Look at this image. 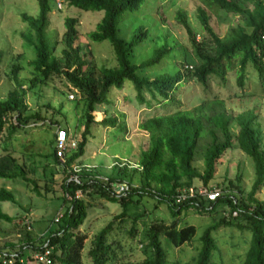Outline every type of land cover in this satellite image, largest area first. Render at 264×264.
<instances>
[{
  "label": "trees",
  "instance_id": "trees-1",
  "mask_svg": "<svg viewBox=\"0 0 264 264\" xmlns=\"http://www.w3.org/2000/svg\"><path fill=\"white\" fill-rule=\"evenodd\" d=\"M65 1L69 6L81 10L103 11V16L94 30L88 33V38L92 41L108 40L117 65L98 67V69L91 65L86 59L82 45L77 43L78 24L74 17L64 19V47L61 49V55H56L58 41L47 35L50 25L49 13L55 0H37L39 11L36 16L21 13L22 21L30 30L29 33H21V37L33 47L35 53L34 58L28 62L32 68V76L27 82L26 89L39 87L53 75L60 74L81 93L84 110L80 139L74 150L67 148L65 161L63 162L57 155L54 141L52 153L41 155L49 160L42 167V174L46 180L44 191L56 192L53 186L56 181L55 175L61 172L63 176L58 184L60 196L64 203L69 201L61 218L56 222L57 228L48 231L47 236L37 238H33L29 231L24 230L22 238L18 239L19 243L23 241L30 244V249L37 251L42 248L45 240H49V244L54 247L53 264H83L81 252L88 236L80 231V226L87 217L89 204L80 196H76L75 192L80 190L82 194L89 196L98 194V197L107 201L117 202L122 208L121 212L102 227L91 240L88 255L93 264H168V252L162 245L161 238L163 237L174 247H180L189 242L196 232L193 225L185 224L178 227V216L182 211L192 207L196 213L204 214L214 212L220 204L229 208L228 216H222L203 232L202 245L195 258V264H224L212 260L213 252L218 249L213 232L222 226H231L250 233L249 245L241 264H264V203L256 197L258 190L264 186V144L261 125L252 110H244L233 117L227 113L224 104L218 102V107L205 120L176 112L151 116L141 121L139 128L148 134V145L140 152L136 162L138 168H128L129 165L125 163L121 167L116 164L112 166L113 169L115 168V174L108 176L109 181L127 180L130 183V190L125 196L111 195L102 181H91L90 175L77 176V182L70 174L73 172L72 165L78 163L85 152L94 124L126 131L125 121L117 116L106 115L100 121H95L93 115L98 105L111 104L108 98L110 89L112 87L121 89L125 80L132 83L141 104L146 102L145 93H149L154 99L158 94L166 100V104L176 105L178 100L175 91L181 82L194 79L206 89L211 76H217L224 81L227 72L234 68V61L237 60L239 87L244 84L246 67L251 65L258 74L264 94V0H199L202 6L197 7V18L204 31L201 41L195 39L196 35L185 12L179 9L175 17L184 27L191 41L196 58L195 66L192 70L178 69L174 74L163 73L153 78L139 76V71L159 64L172 48L162 45L156 48L149 58L140 64H134L131 61L134 43L118 35L123 15L138 9L144 0ZM206 7L211 11L231 13L238 17L239 22L230 26L223 36H219L210 24ZM137 31L139 35H135L137 38L135 43L141 42L148 36V31L143 27H139ZM10 66L9 77L14 88L7 93L5 99L0 100V137L2 130L6 129L7 139L13 138L19 131H25L31 124L46 122V118L40 112L29 111L26 90L23 89L18 77L22 66L18 62ZM202 107L203 103L196 108L199 110ZM232 121L238 126L236 134H233L230 128ZM48 123L53 124V120L50 119ZM205 125H207L208 139L202 155L203 169L199 170L194 162L199 154L201 133ZM235 145L254 163L255 179L245 195L238 186L240 177L236 176L235 181L228 180L226 186H220L221 195L213 201L205 196L196 195L181 203H175V196L181 189L194 187L192 186L194 179H199L206 186L214 177L217 161L226 150ZM52 166L59 171L54 170ZM128 169H131L132 176L137 174V186L134 185ZM35 173L34 167H27L24 163L18 162L12 152L4 150L0 154V177L20 178L30 186L31 191L41 195L39 179L30 176ZM132 196H136L137 199L132 200ZM144 197L165 202L173 220L170 223L161 220L150 223L147 226L146 236L140 239V246L143 247L145 256L134 257L132 252L125 251L121 239L116 238L113 232L114 223L115 221L120 223L126 216L131 218L128 213L129 205L138 203V200ZM4 201L18 203L13 193L2 187L0 188V222H13L14 217L1 208V203ZM236 209L240 214L239 218L231 215ZM131 221L132 225L127 234L134 240L139 232L138 215H134ZM15 244V242H6L0 249L13 248Z\"/></svg>",
  "mask_w": 264,
  "mask_h": 264
},
{
  "label": "rangeland",
  "instance_id": "rangeland-1",
  "mask_svg": "<svg viewBox=\"0 0 264 264\" xmlns=\"http://www.w3.org/2000/svg\"><path fill=\"white\" fill-rule=\"evenodd\" d=\"M198 6H202L199 0H144L138 9L123 15L118 35L134 43L131 55V61L134 64H140L149 58L154 50L162 45L172 48L159 64L141 69L139 76L153 78L163 73L174 74L178 69L183 71L190 65L195 66L196 58L193 54L191 41L175 16L176 12L182 9L196 35L195 39L201 41L204 31L197 18ZM38 11L37 0H0V100L5 99L7 93L14 88L9 77V70L12 63L18 62L22 66L18 77L23 84V89L26 90V103L29 111H38L46 118L45 123L31 124L25 131H19L11 139L6 138V129L2 130L0 154L4 150H8L12 152L18 162L24 163L27 167H34L36 173L30 176L39 179L41 195L31 191L30 186L20 178L0 177V188L4 187L10 190L18 201L17 204L9 201L1 203L2 210L13 216L14 221L0 222V247L6 242L19 243L18 239L22 238L24 234L22 222L26 218L31 221L32 230L30 233L33 238L45 237L48 231L57 228L58 224L54 222V218L58 212L63 213L69 201L64 203L60 196L58 184L63 176L61 172L57 174L58 176L55 175L56 181L53 186L56 192L44 191L46 180L42 174V167L49 160L44 159L41 155L52 153L53 141L57 144L59 130L65 129L66 139H76L77 142L82 130L84 110L82 95L71 86L65 77L60 74L53 75L45 84L31 90L26 89L27 82L32 76V68L28 62L34 58L35 53L33 47L21 37V33L30 31L27 24L22 21L21 13L36 16ZM206 11L210 17L211 26L219 36H223L230 26L239 22L238 17L231 13L211 11L207 7ZM102 16L103 11L81 10L69 6L65 0H55L49 13L50 25L47 35L58 41L56 55L60 56L61 49L64 47V19L74 17L78 24L76 26L79 33L77 43L82 45L86 59L90 61L91 65L95 69L103 66H116L117 61L109 41H92L88 38V33L94 30ZM139 27L147 30L148 36L141 42L135 43L134 41L137 40L135 35H139V31H137ZM180 62L183 63L180 64ZM237 65L236 60L234 68L229 69L224 81H221L217 76H211L206 89L194 79L181 82L175 91L178 100L176 105L166 104V100L158 94L154 99L149 93H145L146 102L139 103L136 90L129 80L124 81L121 89L112 87L108 93L111 104L98 105L93 112L94 120L100 121L106 115L117 116L120 120L125 121L126 131L94 124L92 136L88 138L84 154L79 158L78 163L72 165L71 177L74 178L82 174L88 176L99 174L108 177L115 174V168H112L113 164L116 165L115 162L125 163L129 166L136 164L140 152L148 145V134L139 128V123L144 119L179 112L205 120L218 107V102H222L227 113L233 117L244 110L254 111L261 125L264 144V94L260 87L258 74L251 65H248L244 84L239 87ZM201 103H203V107L198 110L196 107ZM50 119L53 120L51 125L48 123ZM54 120L59 122L56 123ZM230 128L233 134L237 133L238 126L235 121H232ZM207 139L208 132L207 125H205L201 133L199 154L197 153L194 162L199 170L203 169L202 155ZM52 167L59 171L55 166ZM130 170L128 169V172L131 175ZM236 176L240 177L238 186L242 194L245 195L255 179L254 163L235 145L226 150L217 161L214 177L206 186L199 179H194L192 186L222 191L221 187L226 186L228 180L235 181ZM132 177L134 185L137 186V174ZM78 196L89 204L87 217L80 226V231L88 236L81 252L82 263L93 264L88 255L91 240L102 227L121 212L122 208L119 203L107 201L98 197V194L89 196L79 192ZM256 197L264 203V186L258 190ZM136 199V196H132V200ZM228 209L224 204L218 205L214 212L204 214L196 213L192 207L184 209L178 216V227L185 224L193 225L196 232L189 242L180 247H174L163 237L161 238L162 245L168 252V264H195V258L202 245L203 232L222 216H228ZM128 213L131 218L126 216L120 223L115 221L113 232L116 238L121 239L126 252H132L134 257H144L145 251L140 246V239L146 236L147 226L154 220L170 223L173 218L165 202H157L151 197H144L139 199L138 203H131ZM134 215H138L139 232L133 240L127 231L132 225L131 220ZM235 217H240L239 212ZM213 237L216 239L218 247L213 252V261L224 264L242 263L250 241L248 231L222 226L213 232Z\"/></svg>",
  "mask_w": 264,
  "mask_h": 264
},
{
  "label": "built area",
  "instance_id": "built-area-1",
  "mask_svg": "<svg viewBox=\"0 0 264 264\" xmlns=\"http://www.w3.org/2000/svg\"><path fill=\"white\" fill-rule=\"evenodd\" d=\"M60 6V3H58ZM187 67V66H186ZM188 68L192 69V65L188 66ZM72 97V95H70ZM67 137L66 130H59L58 136H57V144H56V150L57 155L61 158V160L65 161V150L68 148L75 149L77 146V141L75 140H69ZM117 165H122L124 163L115 162ZM115 165V164H113ZM129 167H137V164H134L133 166ZM72 178V177H71ZM74 179L78 182L77 176L74 177ZM91 181H102L109 193L113 196L120 197L125 196L128 194L130 190V183H128L126 180H115V181H109V178L107 176H102L99 174H91L90 175ZM81 192L80 190H77L75 192L76 196L78 197V193ZM196 195L205 196L208 200H215L221 195V191L218 189H206L204 187L198 188L195 187H189V188H183L179 191V193L175 196V203H181L182 201L193 198ZM238 210H233L231 212V215L233 217L237 216ZM62 213L58 212L57 215L54 218V222L59 221L61 218ZM23 229L26 231L32 230L31 221L26 218L22 222ZM44 237V236H42ZM30 244H27L25 242H20L15 244L13 248H2L0 249V264H53V245L49 244V240H45L43 242L42 248L37 251H32L30 249Z\"/></svg>",
  "mask_w": 264,
  "mask_h": 264
}]
</instances>
